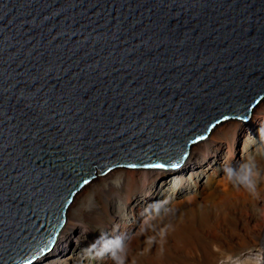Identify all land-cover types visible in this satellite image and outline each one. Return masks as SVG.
Returning a JSON list of instances; mask_svg holds the SVG:
<instances>
[{
  "label": "water",
  "instance_id": "1",
  "mask_svg": "<svg viewBox=\"0 0 264 264\" xmlns=\"http://www.w3.org/2000/svg\"><path fill=\"white\" fill-rule=\"evenodd\" d=\"M263 100L264 0H0V264L45 260L98 177L183 171Z\"/></svg>",
  "mask_w": 264,
  "mask_h": 264
},
{
  "label": "rangeland",
  "instance_id": "2",
  "mask_svg": "<svg viewBox=\"0 0 264 264\" xmlns=\"http://www.w3.org/2000/svg\"><path fill=\"white\" fill-rule=\"evenodd\" d=\"M258 111L264 115V104ZM257 119L229 122L212 148L183 171L152 174L144 184L145 171L117 170L92 182L69 212L75 229L85 232L65 234L72 239L42 264H112L97 253L115 237L130 249L128 264L253 261L264 240V178L254 198L227 184L224 175L255 158L264 177V116Z\"/></svg>",
  "mask_w": 264,
  "mask_h": 264
},
{
  "label": "clouds",
  "instance_id": "3",
  "mask_svg": "<svg viewBox=\"0 0 264 264\" xmlns=\"http://www.w3.org/2000/svg\"><path fill=\"white\" fill-rule=\"evenodd\" d=\"M264 156V149L261 150ZM262 170L255 158H251L236 168H227L225 170L224 179L227 184L236 189H243L254 198H258L259 184L262 180ZM129 247L122 237H115L104 240L99 252V256L108 255L112 264H128ZM264 259V258H262ZM256 264H261L260 260Z\"/></svg>",
  "mask_w": 264,
  "mask_h": 264
},
{
  "label": "bare ground",
  "instance_id": "4",
  "mask_svg": "<svg viewBox=\"0 0 264 264\" xmlns=\"http://www.w3.org/2000/svg\"><path fill=\"white\" fill-rule=\"evenodd\" d=\"M264 104V100L262 101V102H260V104L258 105V106H256V108L254 109V111H253V114H252V119H251V121L249 122V123H242V124H250V123H252L253 121H255L256 119H257V117L259 118V119H257V120H260L261 119V117L262 116H264L261 112L262 111H258V109L262 106ZM254 114H258L257 115V117L254 119L253 118V116H254ZM260 114V115H259ZM229 122H231V121H228V122H225V123H222V124H220L219 126H217L213 131H212V133L210 134V136H209V138L206 140V141H204V142H200V143H198V144H196V145H194V146H192L191 147V149H190V152H189V154H188V159H187V161H186V165H184V167L182 168V169H185L188 165H189V163H191L193 160H195V161H197L199 158H198V156L200 155V154H202V153H204V154H206V152H208V150L210 149V148H212V146H213V144L216 142V139L218 138V136L220 135V133L222 132L223 133V130H224V127L229 123ZM233 122V121H232ZM211 154H212V152H211ZM119 170V169H118ZM115 171H117V170H114V171H112L110 174H108L107 176H104V177H108V176H110V175H112V173L113 172H115ZM132 171H137V172H139V171H145V170H132ZM170 172V170L169 171H167V173H165V172H163V171H145V172H141L142 174H143V179H144V184H146L147 183V181H148V176L149 175H152V174H156V173H160V174H166V175H168V174H170L169 173ZM172 173V172H171ZM176 173V172H175ZM99 178H103V176H100V177H98V179ZM97 180V179H96ZM95 181V180H94ZM94 181H92V182H94ZM92 183H90V185H91ZM89 185V186H90ZM88 186V187H89ZM86 189V188H85ZM84 189V190H85ZM83 190V191H84ZM83 191L81 192V193H83ZM80 193V194H81ZM80 194H78L77 196H76V199L79 197V195ZM76 199L74 200V201H76ZM264 223V222H263ZM76 226V227H75ZM75 228H78V225H77V223L75 222V220L71 217V215H70V213L68 212V214H67V224H66V227L64 228V230H63V236L65 235V234H68V233H70V232H72V230L74 229V231L75 232H79V233H84L85 232V228H83V229H75ZM71 230V231H70ZM62 239H63V242H65V241H67V242H69L72 238H70L69 236H67V237H61V240H60V245H61V242H62ZM264 241V240H263ZM60 245L56 248V249H54L52 252H50V255L49 256H46V258H45V260L43 259V257L42 258H40L38 261H36L35 262V264H42V263H45V262H47L48 260H49V262H50V258L53 256V255H55L56 254V251L59 249V247H60ZM63 247L65 246V244H63L62 245ZM252 256H254V255H252ZM251 258V257H250ZM262 258H264V251H263V242H262V244H261V246H260V248L258 249V253H257V255H255V258H254V260L253 261H255V262H253V261H248V264H256V261L257 260H260L261 261V264H263V261H264V259H262ZM225 262L223 263V264H225V263H228V264H232V263H234V259L233 258H229V259H227V260H224Z\"/></svg>",
  "mask_w": 264,
  "mask_h": 264
},
{
  "label": "snow or ice",
  "instance_id": "5",
  "mask_svg": "<svg viewBox=\"0 0 264 264\" xmlns=\"http://www.w3.org/2000/svg\"><path fill=\"white\" fill-rule=\"evenodd\" d=\"M225 119H228V117H225ZM210 130H211V129H210ZM197 139H198V140H203L204 137L201 136V137H198ZM194 143H195V141H194ZM128 167H130V168H136L137 165H134V164H133V165H128ZM143 167L162 169V168L166 167V165H164V164H147V165H143ZM170 167H172V168H176V167H178V165H177V164H172V165H170ZM87 183H88V181L85 180V181H84V184H87Z\"/></svg>",
  "mask_w": 264,
  "mask_h": 264
}]
</instances>
